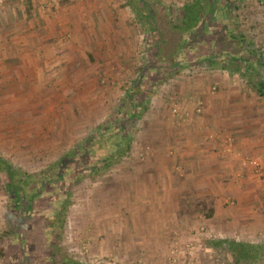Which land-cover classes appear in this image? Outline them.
<instances>
[{
	"label": "rangeland",
	"instance_id": "374dc122",
	"mask_svg": "<svg viewBox=\"0 0 264 264\" xmlns=\"http://www.w3.org/2000/svg\"><path fill=\"white\" fill-rule=\"evenodd\" d=\"M37 1L39 5L36 7L32 6L31 0L5 1L6 3L0 7V24L4 23L9 26L10 18L7 15H9L10 10H13L11 22L13 23L16 17L15 21L16 25H18L16 28H21L18 32L19 34L22 31V21L25 19L22 12H29L30 15L31 11L35 10L36 13H39L37 16L46 17L48 14L57 16L56 29L63 33L57 40L62 46L69 47L73 46L74 43L80 50L81 46L74 42V26L76 29L90 27L89 32L94 36V45H98L96 40L100 39L96 36L102 35L103 30L109 31L107 32L109 34L113 33L114 37H112L113 41H111V44L102 45L101 43L99 45L109 47L108 53L110 56L102 55L101 57V55L99 56L95 53V59L92 54H88V51L84 50L86 53L84 54L85 59L90 66L89 69L81 66L71 69L72 73L70 74L72 77L79 78L80 75L84 77L86 75L85 81L74 82L73 84L71 82L69 84L70 78L67 77L70 74L66 78L62 77L65 75L66 70L60 69L56 70V72L52 70V73L47 72L48 79H53L52 74H56V80L58 79L59 82L63 83L68 82V84H62V95L60 98L57 95L55 99L51 96L52 99H46L42 101L43 103L38 102L37 99L28 101L27 98L21 97L22 95H28L27 92L29 91L37 94L39 79L43 76V73L39 75L40 69L24 67L13 68L9 71L0 70V82L17 78V80L13 81L11 88L6 89L5 84L0 85V91L2 92L0 95L6 94V90L12 91L14 97H19L14 101L15 109L19 110L21 107L23 112H25L24 115H6L3 106L5 101L3 102V99H0V155L3 161L7 162L17 172L16 179L27 180L29 185L40 184L42 180H45L51 174L50 170L54 169L57 163L62 160L67 161L73 156L72 154L76 155V152L79 153L83 144L93 137L97 127L114 111L120 98L131 85V77L136 76L140 72L144 63V48L152 40L151 35L136 23L130 1L77 0L75 4H69L67 0ZM148 1L156 14L157 23L161 30L165 31V18L172 17L175 20L185 5L193 0ZM243 5L240 10L241 28L245 36L252 42L251 49L260 52L264 60V0H247ZM4 6L5 8H3ZM67 7L75 8L82 12L80 23L75 19L73 21L74 23L77 22V24L73 25L71 21L66 20L63 14L60 15L61 10ZM88 10L91 11L90 15L93 18L91 22L85 15ZM68 12L63 11L64 14H68ZM51 23L48 21L49 28L53 29L54 27H52ZM80 26L82 27L80 28ZM26 32L28 33V30ZM118 34L125 36L124 39L120 40ZM0 47H4L1 46V42ZM3 50L6 49L4 48ZM3 50L0 48V52ZM112 52H114L113 55H111ZM82 54L80 53L75 57L71 56V54H61V57L73 58L76 59V63H81L83 61ZM15 59L18 60L17 58ZM19 61H22V59ZM13 64L17 67V63ZM94 64H96L95 67ZM23 77H26L30 82H23ZM229 77L233 78L235 76L223 71L210 70L206 65H203L194 70H183L179 75L169 79V81L159 84L156 90L152 92L147 102L146 110L130 127L132 142L131 149L126 156L121 157L116 164L110 167L98 169L93 173H85L82 178L79 177L78 180L74 179L72 182H67L65 186L58 184L57 189L51 193V195L56 194V200L52 201L53 203L51 204L43 202L38 207V210L43 213L39 214L33 225L35 233L39 236L37 251L33 252L36 255L31 257L32 259L26 258L24 261H27L26 263L32 262V264H60L62 259H71L81 264H130L128 260L121 259L117 254L114 255L115 252L112 250L114 248H112L111 244H107L105 236L101 234L102 211L108 204L117 205L122 203L123 198H125L123 195H121L122 197L118 196L117 193L121 191L118 184H121V188L124 187L123 183L125 181L121 180L124 176L122 173L133 170V166L137 167L144 164L149 158L167 157L171 160L166 165L170 177L175 179L176 182H185L188 179L185 165L180 162L178 159L179 155L175 153L173 148H165L161 152L162 155L159 154L154 157L151 155L147 158L146 151H148V148L145 149L143 147V145H149L151 142H156L160 145V142L168 137L169 141L173 140L174 136L178 137L176 132L179 128H182L180 125L183 123L184 118H191L189 122H185L187 124H195V121H200L202 139L204 138L206 142L212 143L214 146L217 145L216 148L213 147L211 149L219 152V156L225 158L226 161L228 160L227 162H232L229 165H225L226 168H234L235 165L237 167V163L239 165L240 162L242 164V160L246 156H241L242 158H240V150L235 146L234 141L236 139L234 135L227 131L228 128L226 126L222 127L225 122L223 123V119L215 117L211 111L212 108H210L211 102L217 103L214 100L220 99L219 96L223 90V86L219 83V78L229 82ZM44 78L45 76H43L41 82L45 81ZM238 78V76L235 77V81L239 80L243 84V79ZM242 84H240L241 89ZM246 86L250 85L246 84L243 89H246L247 93H251ZM199 96L203 98H198ZM208 101L210 106H208ZM201 102L203 110L201 113H197L196 108ZM258 103L261 107L262 102L258 101ZM175 105H179L183 112L180 118H175L172 115V109ZM41 106L43 107L41 108ZM208 112L210 115H208ZM206 114V117H202ZM10 124L12 126L6 129V125ZM176 127L179 128L177 129ZM261 155L264 156L261 153H254L248 156ZM175 156L177 158L174 160ZM148 166L150 165H145V167ZM6 168L4 164H0V248L7 254L4 259L5 264L16 263V261L20 260L16 241L20 233L28 234V226H24V222L20 221V214L13 212L16 207H13V197L9 192L8 183L10 178ZM155 169L160 170L159 167ZM227 171L228 173H219L221 177L217 180V183L212 177L206 181L209 184L203 186L210 187V189H218L219 193L216 196L204 195L199 197L196 193L189 192V190H193L192 188H188L186 196L181 195L173 200L180 206L190 205L189 209L192 211L189 213L192 216L190 222L185 227H182V230L176 232L178 238L174 247L180 248L184 243L183 241L186 242L193 237L200 238L205 246L208 244L212 246L208 251L201 249L202 255L205 253H208V255L206 256V263H202L203 258L201 257L199 264H235L233 256L225 250V244H222L224 248L219 245L222 239L220 237L226 236L228 240L237 239L238 242L246 241L243 235L236 233L237 229L233 232L227 230L219 231L212 225L210 209L215 204V200L221 199V205L227 210L228 216L235 215L236 209H238L237 201L229 196L226 185L228 186L233 181L235 174H238L237 176L239 177L240 175L244 176V173H236V169L232 173L228 169ZM156 176L158 177V173ZM246 176L248 179L246 183H250L253 187L259 186L264 180L253 172ZM158 182H161V180ZM225 182L226 184H224ZM235 183L233 181V184ZM112 188H114L116 193L109 195L108 190L111 191ZM63 189L68 190L67 193H69L70 199L63 214L58 216L57 211L61 209L60 201L64 196ZM17 207L18 210H21L20 206ZM94 225L98 227L95 228ZM53 229H55L56 233L51 236L53 238L51 240L49 233ZM209 231L215 235V238H209L207 234ZM247 233L249 234V232ZM253 235L259 236L261 239L257 238L254 242L246 241V243H264V233L253 232ZM52 244H54L53 247ZM33 247L35 248V246ZM187 261L188 259L186 263ZM181 264H183V261Z\"/></svg>",
	"mask_w": 264,
	"mask_h": 264
},
{
	"label": "crops",
	"instance_id": "0c3cea01",
	"mask_svg": "<svg viewBox=\"0 0 264 264\" xmlns=\"http://www.w3.org/2000/svg\"><path fill=\"white\" fill-rule=\"evenodd\" d=\"M31 1L33 3L32 6L36 7L39 5L37 0ZM67 1L69 4H75L77 0ZM3 8H5V6ZM12 11L13 10H10L9 15H7L10 18L8 23L9 26L4 23L2 25L0 24V42L1 46H4L0 48L1 50L4 48L6 49L0 52V70L9 71L13 68L24 67L33 69L36 67L42 71L39 72V75L43 73L45 81L41 82L43 76L39 79L40 83L37 94L30 93L29 91L27 92L28 95L21 96L27 98L28 101L37 99L38 102L43 103L42 101L46 99H52L51 96H53L54 99L57 97L60 98L62 95V84L64 85L65 83V85H67L68 82L63 83L59 82L58 79L56 80L55 78H57V75L55 73V75L52 74L53 79H48L46 73H52V70L55 72L60 69L66 70L65 75L62 76L66 78L67 75L72 73L71 69L76 67L81 66L89 69L90 66L85 59L84 54L86 53L84 50L88 51V54H92V57H95V59V53L99 56L101 55V57L102 55L110 56L108 53L109 47L99 46L101 43L102 45H107V43L111 44L114 35H112L113 33H107L109 31L102 29L103 34L101 33L102 35L96 36L100 39L96 40L98 41V45H94V36L89 32L90 27L86 29H76L74 26V42L81 46L80 50H78V47H76L74 43L73 46L65 47L58 42L57 39L63 33L56 29L55 25L58 22L56 21L57 16H54L55 14H48L44 17L42 15L37 16L39 13H36L35 10H32L30 15L29 12H22L23 18L25 19L22 21L21 34H18L21 28H16V26H18L15 21L16 17L14 18V22H11ZM63 11L69 12L68 14H64ZM90 12L91 11L88 10L85 15L91 22L93 18ZM81 13V11L75 8L72 9L67 7L61 10L60 15L63 14L66 20L71 21L74 25L77 24V22L80 23L82 19L80 18V16H82ZM68 15L70 16L68 17ZM75 19L77 20L76 23L73 21ZM48 21L52 22L51 25L54 27L53 29L49 28ZM65 24H67V22H65ZM81 27L82 26H80V28ZM27 30L28 33L26 32ZM118 37H120L121 40L124 39L125 36L118 34ZM114 52H112L111 55H113ZM80 53H83L81 55V57H83L81 63H76V59L73 58L61 57V54H71V56L75 57ZM20 58L23 62L19 61L21 60ZM13 63H17V67H15ZM95 66L96 64H94V67ZM232 76H238V79H243L239 75ZM86 77V75L85 77L80 75L79 78H75L70 74L67 78H70L69 84L71 82V84H73L74 82L78 83L85 81ZM235 77H233L234 79L229 77V82L219 78V83L223 86V90L219 96L220 99L214 100L217 101V103L211 102V106L208 101V106L212 108L211 111L215 117L223 119L222 122L225 123L222 124V127L226 126L228 128L227 131H230V133L234 135L236 139L234 143L236 148L240 150V158L254 153L264 154V99L261 98L248 83L246 84L250 86L246 87H248L247 89H249L251 93H247L248 91L243 89L246 85L244 84L245 80H242L244 81L242 84L239 80L236 82ZM12 79L13 80L7 79L6 82L2 80L0 85L5 84L6 89L11 88L13 81L17 80V78ZM22 81L27 82L29 80L23 77ZM240 84H242V89L240 88ZM0 93L2 92L0 91ZM17 98L19 97H14L10 90H6V94L4 95H0V99H3V102L5 101L3 106L6 115H24L25 112H23V108L20 107V109L17 110L14 107V101ZM198 98L203 97L199 96ZM258 101L262 102L261 107ZM42 107L43 106H41V108ZM57 108L59 109V107ZM208 115H210L209 112ZM206 116L207 114L202 117ZM190 119L184 118V121H182L183 125H180L182 128L176 127L177 129L179 128L176 132L178 137L174 136L175 138L173 137V140L169 141L168 137L166 140L160 142V145L156 142L143 145L145 149L148 148V151H146L147 158L151 155H153V157L159 154L162 155L161 152L165 148H173L175 153H178L177 155H179L178 159L180 162L185 165V169L188 172V179L185 180V182H176L175 179L170 177L166 165L169 164L171 160L167 157L163 158L162 156H158L160 158H149L144 164L138 165L137 167L133 166V170L122 173L124 176L121 180L125 181L123 183L124 187L121 188V184H118L121 191L117 193L118 196L123 195L125 198H123L122 203H118L117 205L108 204L102 211L101 234L105 236L107 244H111L112 248H114L112 249L114 250L113 252H115L114 255L117 254L121 259L128 260L130 264H172L170 262L172 255L171 249L178 238L176 232L182 230V227H185L192 217L191 214H189L192 212L189 209L190 205L180 206L173 200L175 197L181 195L186 196V192L191 188L193 190H189V192L192 191L199 197L204 195L216 196L219 193V191H217L218 189L216 190L214 188V190L210 189V187L203 186L205 184L208 185L209 183H206V181L208 178L212 177L215 179V183H217V180L221 177L219 173H228L227 169L230 173L235 169L236 173H244V176L240 175L239 177L237 176L238 174H235L233 181L236 183L233 184L232 181L228 186L226 185L229 196L236 199L238 209H236L235 215L228 216L227 210L221 205V199L218 201L215 200V204L210 209L212 225L219 231L227 230L233 232L237 229L236 233H239L241 236L243 235L246 241L254 242L257 238L261 239L259 236L253 235V232L264 233V180L259 186L254 187L250 185V183H246L248 180L246 175H249L252 171L247 167H243L241 162L239 165L237 163V167L235 165L234 168H226L225 165H229L232 162H227L228 160L226 161L225 158L219 156V152L211 149L213 147L216 148L217 145L214 146L212 143L206 142L204 138L202 139L200 135L202 130L199 124L200 121H195V124L185 123L189 122ZM9 126H12V124L6 125V129H8ZM176 158L177 156L173 159L175 160ZM153 159H155V161H153ZM147 164L150 166L145 167ZM154 165L157 168L159 167L160 170L155 169L156 167ZM150 167L153 168L148 169ZM156 172L158 173V177L156 176ZM217 176L219 177L217 178ZM258 177L264 179V173ZM159 180H161V182L157 183ZM224 184H226V182ZM114 193H116L114 188H112L111 191L108 190L109 195ZM94 227L97 228L98 226L94 225ZM247 232H249V234ZM220 238H222L221 242L228 240L226 236ZM230 240L237 241V239ZM246 241L243 242L246 243ZM250 244L253 243L251 242ZM203 245L206 251L210 250L212 247L209 244L207 246H205V244ZM207 255L208 253L202 255V251H198L196 253L198 261L195 264L200 263L201 257L203 258L202 263H206ZM182 261L183 263L186 262L184 260Z\"/></svg>",
	"mask_w": 264,
	"mask_h": 264
},
{
	"label": "trees",
	"instance_id": "16d2710c",
	"mask_svg": "<svg viewBox=\"0 0 264 264\" xmlns=\"http://www.w3.org/2000/svg\"><path fill=\"white\" fill-rule=\"evenodd\" d=\"M124 1H130L136 23L151 35L152 40L144 48V63L140 72L131 77V85L114 111L97 127L93 137L83 144L79 153L57 163L40 184L29 185L27 180L16 179L17 172L0 155V164L7 167L10 178L9 192L13 197V207H16L13 212L20 214V221L28 226V234L20 233L16 241L20 260L6 264H32L24 260L36 255L33 252L37 251L39 236L33 225L39 214L43 213L38 207L43 202L51 204L56 200V194L51 193L58 184L65 186L67 182L82 178L85 173L110 167L126 156L132 142L130 127L146 110L147 102L159 84L169 81L183 70L206 65L210 70L241 76L264 99L263 56L251 49L252 42L241 28L240 10L247 0H193L185 5L175 20L165 18V31L157 23L148 0ZM63 192L58 216L63 214L70 199L68 190L63 189ZM55 233V229L50 231L51 240ZM222 244L235 259V264H264V243L224 240L219 245ZM6 257L7 254L0 248V264H5ZM61 262L81 264L71 259H62Z\"/></svg>",
	"mask_w": 264,
	"mask_h": 264
},
{
	"label": "built area",
	"instance_id": "2783aa9c",
	"mask_svg": "<svg viewBox=\"0 0 264 264\" xmlns=\"http://www.w3.org/2000/svg\"><path fill=\"white\" fill-rule=\"evenodd\" d=\"M6 0H0V7L5 3ZM214 89V88H213ZM203 110L202 102L198 105L196 108L197 113H201ZM172 115L173 117L180 118L183 115V112L181 110V107L179 105H175L172 109ZM230 142V141H228ZM242 165L244 167L249 168L253 173H255L257 176H261L264 173V156H246L242 160ZM202 229H204L202 227ZM209 235V238L213 239L215 238V235L211 233V231L207 232ZM238 241V240H237ZM184 243L181 245L180 248H174L171 249V258L170 262L172 264H181L182 260L187 261L186 264H195L198 259L196 257V253L198 251H201V249H204V245L201 242V239L198 237L190 238L188 241H183ZM111 264V263H110ZM184 264V263H183Z\"/></svg>",
	"mask_w": 264,
	"mask_h": 264
}]
</instances>
